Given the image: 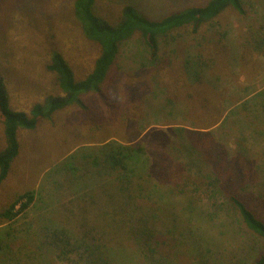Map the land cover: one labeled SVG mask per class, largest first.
Listing matches in <instances>:
<instances>
[{
  "label": "rangeland",
  "instance_id": "rangeland-1",
  "mask_svg": "<svg viewBox=\"0 0 264 264\" xmlns=\"http://www.w3.org/2000/svg\"><path fill=\"white\" fill-rule=\"evenodd\" d=\"M208 1L95 0V10L115 24L128 5L159 20ZM74 2L0 0V78L14 110L63 95L47 69L53 53L76 80L93 71L101 49L84 36ZM242 2L243 17L230 8L198 33L161 39L154 61L135 35L83 107L19 130V155L0 183V264L257 260L264 242L229 200L264 222V0ZM120 146L133 149L126 169L103 164ZM28 191L31 207L5 220Z\"/></svg>",
  "mask_w": 264,
  "mask_h": 264
},
{
  "label": "trees",
  "instance_id": "trees-1",
  "mask_svg": "<svg viewBox=\"0 0 264 264\" xmlns=\"http://www.w3.org/2000/svg\"><path fill=\"white\" fill-rule=\"evenodd\" d=\"M230 8L241 17L246 15L242 0H209L204 6L187 8L159 20L149 19L135 7L128 5L123 8L120 21L112 24L96 12L95 0H75V18L80 23L86 39L100 46V56L95 62L93 71L84 80H76L74 71L66 59L60 53H53L47 69L56 75L57 85L63 95L51 97L44 104H35L29 113L16 111L11 107L9 93L0 78V124L4 127L6 144L0 151V183L7 179L12 164L19 155V130L34 131L43 120H51L55 113L65 108L73 105L83 107L81 97L99 91L115 65L121 47L135 35L141 36L154 61L160 50L161 39H166L173 33L187 28H191L193 33H198L203 26L214 21ZM189 64L187 66L190 67ZM193 77H196L195 74ZM126 151L132 152L133 149L120 146L115 153L105 157L103 164L125 170V161L130 157ZM134 151L138 152L140 149ZM229 200L246 229L264 242V222L257 218L238 196L232 195ZM34 201V191L18 195L4 210L2 217L13 221L25 213ZM253 264H264V251Z\"/></svg>",
  "mask_w": 264,
  "mask_h": 264
}]
</instances>
